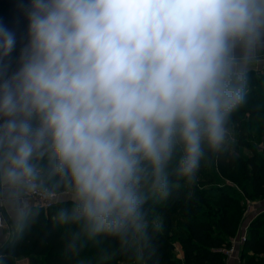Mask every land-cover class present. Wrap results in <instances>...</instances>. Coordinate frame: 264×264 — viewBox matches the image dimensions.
Wrapping results in <instances>:
<instances>
[{
    "label": "clouds",
    "instance_id": "clouds-1",
    "mask_svg": "<svg viewBox=\"0 0 264 264\" xmlns=\"http://www.w3.org/2000/svg\"><path fill=\"white\" fill-rule=\"evenodd\" d=\"M17 7L18 55L0 22V233L50 210L74 264H149L157 207L234 143L264 69V0Z\"/></svg>",
    "mask_w": 264,
    "mask_h": 264
},
{
    "label": "trees",
    "instance_id": "trees-1",
    "mask_svg": "<svg viewBox=\"0 0 264 264\" xmlns=\"http://www.w3.org/2000/svg\"><path fill=\"white\" fill-rule=\"evenodd\" d=\"M21 2L29 0H0V22L17 33L14 56L27 30L17 7ZM233 130L234 143L202 166L197 183L181 187L157 207L162 227L154 234L149 264H227L226 249L244 220L246 200L264 197V72L252 74L246 103L233 116ZM49 211L22 237L13 236L0 264H74L64 255L62 233L49 223ZM240 251L241 264H264V211L250 221Z\"/></svg>",
    "mask_w": 264,
    "mask_h": 264
},
{
    "label": "crops",
    "instance_id": "crops-1",
    "mask_svg": "<svg viewBox=\"0 0 264 264\" xmlns=\"http://www.w3.org/2000/svg\"><path fill=\"white\" fill-rule=\"evenodd\" d=\"M257 71L258 72L259 71L264 72V69H260ZM254 201H255V204L253 205V208L250 209L248 214L245 215L247 218H246V220L245 219L243 220L242 226H240L238 233H237L235 238H237L242 233L244 226L249 221H251L252 218H254V216L256 214H258L261 211H264V197L257 199V200H254ZM9 239H10V237L8 236L6 230L3 233H0V245ZM241 245H242V243L238 244L236 246V250L232 254L228 255L227 264H241V255H240L241 254V251H240Z\"/></svg>",
    "mask_w": 264,
    "mask_h": 264
},
{
    "label": "built area",
    "instance_id": "built-area-1",
    "mask_svg": "<svg viewBox=\"0 0 264 264\" xmlns=\"http://www.w3.org/2000/svg\"><path fill=\"white\" fill-rule=\"evenodd\" d=\"M254 204H255L254 200L247 199V209H246L245 215L248 214L250 209L253 208ZM249 223L250 221L244 226L242 233L237 238H234L232 246L226 249V252L228 253V255L232 254L236 250V246L238 244H241L246 240Z\"/></svg>",
    "mask_w": 264,
    "mask_h": 264
},
{
    "label": "rangeland",
    "instance_id": "rangeland-1",
    "mask_svg": "<svg viewBox=\"0 0 264 264\" xmlns=\"http://www.w3.org/2000/svg\"><path fill=\"white\" fill-rule=\"evenodd\" d=\"M259 138H260V136H259V137H256V141H259ZM256 145H257V144H256ZM258 147H260L261 149H263V144H262V143H261V144H258ZM245 150L247 151L248 149L245 148ZM233 178H234V176H233ZM230 182H235V181L232 179V181H230ZM251 200H252V199H251ZM238 204H239V203H238ZM246 204H247V200H246ZM246 206H247V205H246ZM246 209H247V208H246ZM239 211H240V208L236 206V208H235V213L239 214ZM246 218H247V217L245 216L244 219L246 220ZM241 226H242V222H241ZM12 240H13V236L10 237L9 240H6L4 243H2V244L0 245V250H1L4 246H6L8 243H11ZM4 252H5V251H4ZM4 252H3L1 255H3ZM9 256L13 257V254H12V255H9ZM256 264H257V263H256Z\"/></svg>",
    "mask_w": 264,
    "mask_h": 264
},
{
    "label": "water",
    "instance_id": "water-1",
    "mask_svg": "<svg viewBox=\"0 0 264 264\" xmlns=\"http://www.w3.org/2000/svg\"><path fill=\"white\" fill-rule=\"evenodd\" d=\"M22 45V42H21ZM11 243H8L6 246H4L1 250H0V255L7 249V247L10 245Z\"/></svg>",
    "mask_w": 264,
    "mask_h": 264
}]
</instances>
